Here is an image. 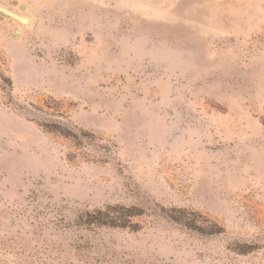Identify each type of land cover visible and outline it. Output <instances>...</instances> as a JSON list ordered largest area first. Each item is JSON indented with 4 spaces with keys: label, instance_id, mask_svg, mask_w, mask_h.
Returning a JSON list of instances; mask_svg holds the SVG:
<instances>
[{
    "label": "rangeland",
    "instance_id": "obj_1",
    "mask_svg": "<svg viewBox=\"0 0 264 264\" xmlns=\"http://www.w3.org/2000/svg\"><path fill=\"white\" fill-rule=\"evenodd\" d=\"M0 264H264V0H0Z\"/></svg>",
    "mask_w": 264,
    "mask_h": 264
},
{
    "label": "trees",
    "instance_id": "obj_2",
    "mask_svg": "<svg viewBox=\"0 0 264 264\" xmlns=\"http://www.w3.org/2000/svg\"><path fill=\"white\" fill-rule=\"evenodd\" d=\"M140 213L141 210H138L136 208L108 207L105 211L98 210L94 214H86L84 216V220L82 221L88 224L97 223L100 225H108L111 227H118V228L129 227L136 229V226L131 224L130 218L136 215H140ZM172 220L189 229L194 228L193 226L194 223L192 222V218H188V217L185 218V216H182L180 218H175ZM252 250H253L252 246L242 245L240 249V253H248L251 252Z\"/></svg>",
    "mask_w": 264,
    "mask_h": 264
},
{
    "label": "water",
    "instance_id": "obj_3",
    "mask_svg": "<svg viewBox=\"0 0 264 264\" xmlns=\"http://www.w3.org/2000/svg\"><path fill=\"white\" fill-rule=\"evenodd\" d=\"M21 9H24V6H20Z\"/></svg>",
    "mask_w": 264,
    "mask_h": 264
}]
</instances>
